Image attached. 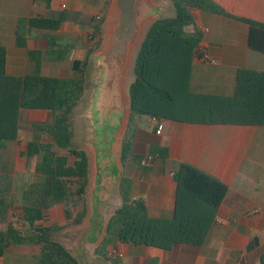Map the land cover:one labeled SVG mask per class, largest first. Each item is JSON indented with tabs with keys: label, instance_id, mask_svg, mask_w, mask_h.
I'll list each match as a JSON object with an SVG mask.
<instances>
[{
	"label": "trees",
	"instance_id": "obj_1",
	"mask_svg": "<svg viewBox=\"0 0 264 264\" xmlns=\"http://www.w3.org/2000/svg\"><path fill=\"white\" fill-rule=\"evenodd\" d=\"M171 2L174 14L151 23L135 55L134 77L128 87L130 114L118 151L122 167L129 156L132 161L144 156L132 151L129 130L136 115L156 121L166 119L201 125L264 126V68H238L232 95L192 92V57L202 34L198 29L185 30L193 23L191 8L232 17L247 24L249 48L264 54V22L234 15L214 0ZM104 19L105 10L92 19L91 46L83 62H73L74 75L69 77L43 75L40 50L27 52L34 60L32 72L22 77L7 76L5 48L0 45V145L3 141L16 139L18 109H46L51 112L48 122L36 125V129L45 132L48 139L42 142L30 140L21 151L26 158L28 175L27 184L20 188V221L8 216L16 191L13 192L8 185L7 189L0 190V223H4L0 228V256L8 247L29 245L38 248L36 264H80L53 237V231L67 225L38 226L36 222L43 218L44 209L56 203L63 205L69 225L80 224L86 213L89 156L85 149L72 145L71 115L83 94L88 58L102 42ZM64 20L65 11L55 17L20 18L15 30L16 45L25 47L28 30L54 32ZM55 38H48L47 52L50 56L58 52ZM153 153L161 154V150L150 148L148 154ZM37 156H40L39 161L34 164L33 159ZM173 179L176 188L172 216L151 217L144 199L131 196V181L122 175L118 185L119 203L109 216L104 236L94 252L111 264H117L100 251L114 240L166 250L178 243L202 244L227 192V185L188 162L179 164ZM72 184H76L75 189H72ZM78 206L80 209L73 215L72 209ZM257 242V238L251 239L247 248H253ZM259 264H264V253L259 257Z\"/></svg>",
	"mask_w": 264,
	"mask_h": 264
},
{
	"label": "crops",
	"instance_id": "obj_2",
	"mask_svg": "<svg viewBox=\"0 0 264 264\" xmlns=\"http://www.w3.org/2000/svg\"><path fill=\"white\" fill-rule=\"evenodd\" d=\"M214 1L234 15L264 22V0ZM107 2L66 0L62 7V0H0V45L6 53L5 74L22 77L32 72L34 60L27 52L40 50L43 75H74L73 62H83L91 46L92 19L104 10L107 14L111 0ZM61 11L66 12V20L56 31L27 29L25 47L16 45L15 30L20 18L55 17ZM190 12L193 23L185 27L186 31L207 28L199 30L202 36L192 57L191 91L232 95L237 69H263L264 54L249 48L246 23L199 9L191 8ZM53 36L58 52L50 56L48 38ZM63 51L67 53L60 58ZM50 118L51 112L46 109H18L16 139L0 145V190L8 185L14 191L17 185L23 188L27 184L26 158L21 151L28 141L37 140L32 133L36 125ZM161 121L163 128L156 133L155 119L143 115L133 118L129 130L132 151L144 156L138 161L129 156L122 175L131 181V196L144 199L151 217L172 216L176 188L173 173L181 162H188L225 183L227 192L206 239L200 245L178 243L168 250L114 240L100 251L117 264H259L264 253V126ZM150 148L161 150V154H148ZM18 176L24 181L20 182ZM56 223L58 227L67 225L61 232L73 226L65 219L61 203L44 209L43 218L36 225ZM253 238L258 242L248 249ZM36 256L39 254L35 246L14 245L0 256V264H36L32 262Z\"/></svg>",
	"mask_w": 264,
	"mask_h": 264
},
{
	"label": "water",
	"instance_id": "obj_3",
	"mask_svg": "<svg viewBox=\"0 0 264 264\" xmlns=\"http://www.w3.org/2000/svg\"><path fill=\"white\" fill-rule=\"evenodd\" d=\"M169 10L171 14L164 16ZM173 14L171 0H111L102 24V42L88 58L80 98L84 145L78 146L89 156L86 213L80 224L67 227L59 240L55 239L80 264L81 259L84 264L107 260L94 255L92 248L101 241L107 220L118 205L114 202L119 198L122 176L118 151L130 114L128 87L134 77L133 62L151 23Z\"/></svg>",
	"mask_w": 264,
	"mask_h": 264
},
{
	"label": "rangeland",
	"instance_id": "obj_4",
	"mask_svg": "<svg viewBox=\"0 0 264 264\" xmlns=\"http://www.w3.org/2000/svg\"><path fill=\"white\" fill-rule=\"evenodd\" d=\"M171 11L172 10H169V11H166L164 13V16L166 15H169L171 14ZM63 54H66V52H62ZM69 55V53H68ZM85 75H86V72H85ZM82 107H83V101L80 100L77 105L73 108V112H72V115H71V120H72V125H73V138H72V145L74 147H78V146H82L84 145L83 144V140H84V126H83V117L81 115L82 113ZM132 123V122H131ZM130 123V125H131ZM28 125V124H27ZM28 128H32L31 127V124L28 125ZM34 134V137L38 140V141H44V140H47V135L45 134V132H40L38 131L37 129L34 128L33 132ZM43 136V137H42ZM61 152H64L66 153V151H62ZM39 157L40 156H37L33 159V163L35 164V162L39 161ZM22 161V160H21ZM26 162V160H25ZM24 170H25V164H24ZM31 176H33L34 178V175L32 174ZM30 176V177H31ZM19 178V181H24V178L21 177V176H18ZM29 181V179H28ZM20 185H17L16 186V189L13 191L15 192L16 191V199H15V202L11 205V209L8 211V216H10L11 219H14V220H17V221H20V218L22 216V207H21V203H20ZM76 187V184H72V189H75ZM114 201L119 203V201L117 199L114 198ZM80 207V206H78ZM78 207H74L72 209V212L73 214L78 212L77 208ZM54 226H58L57 223L54 224ZM4 227V223H0V228H3ZM60 229L59 230H55L54 233H53V237L54 239H57L59 240V236H60ZM93 254L95 255V253L93 252ZM38 256H36L35 260L33 259L32 262H36L38 261ZM81 259V258H80ZM80 262L82 264H84V259H81ZM94 264V262H92ZM87 264H90V262L87 260ZM96 264H111L110 261H107V260H104V259H100L96 262Z\"/></svg>",
	"mask_w": 264,
	"mask_h": 264
},
{
	"label": "built area",
	"instance_id": "obj_5",
	"mask_svg": "<svg viewBox=\"0 0 264 264\" xmlns=\"http://www.w3.org/2000/svg\"><path fill=\"white\" fill-rule=\"evenodd\" d=\"M65 1H66V0H62V7H65ZM199 30H200V31H205V30H207V28L200 27ZM205 56H206V54H205ZM162 128H163V123H162L161 120H158L157 123H156V130H155V132H156V133H160L161 130H162ZM109 255L113 256V254H111V253H110ZM121 255H122V254H120V256H121Z\"/></svg>",
	"mask_w": 264,
	"mask_h": 264
}]
</instances>
